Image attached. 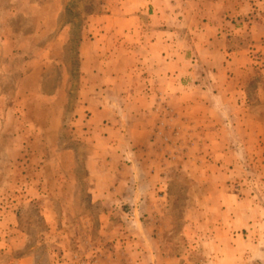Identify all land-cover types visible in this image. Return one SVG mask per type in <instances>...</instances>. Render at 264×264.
<instances>
[{
    "label": "rangeland",
    "instance_id": "1",
    "mask_svg": "<svg viewBox=\"0 0 264 264\" xmlns=\"http://www.w3.org/2000/svg\"><path fill=\"white\" fill-rule=\"evenodd\" d=\"M39 1L52 4L37 21L53 28L59 2ZM63 4L66 44L52 36L14 42V54L34 55L47 44L48 66L37 56L26 73L38 74L23 85L18 67L0 76V264H264V0L220 24L175 17L164 26L177 32L172 53L110 49L100 57L104 67H155L170 58L188 72L174 75L169 101L115 105L109 114L118 119L102 124L79 97L78 45L89 16L110 6ZM205 12L212 20L210 5ZM25 22L17 19L14 31L31 34ZM218 26L228 36L217 35L215 49L222 43L235 52V66L210 67L205 51L189 50L191 32ZM126 75L112 91L129 84L141 92L146 75ZM116 122L123 125L113 137L106 127ZM129 123L134 145L126 140Z\"/></svg>",
    "mask_w": 264,
    "mask_h": 264
},
{
    "label": "crops",
    "instance_id": "2",
    "mask_svg": "<svg viewBox=\"0 0 264 264\" xmlns=\"http://www.w3.org/2000/svg\"><path fill=\"white\" fill-rule=\"evenodd\" d=\"M54 1L52 0L53 3ZM56 1L59 2L60 6L56 15L51 20V25H54L53 28H48L46 21H37L38 15L43 14V12L46 13V9L52 4L50 2L44 4L39 3V0H18L15 2L14 0H3L0 2V9H2L0 11V26L2 27L0 32V76L2 79L9 78L15 73L14 67H18V71H23L24 77L21 80L23 85L24 82L37 73L35 69L29 71L28 74L26 73L28 67H35L33 63L37 56H39L40 62H42L43 58L42 67L48 66L46 64L48 62L47 56H49L47 44L40 47V49L38 48V53L35 51L34 55L32 49L27 53L22 51L24 53L14 54L15 41L22 43L25 40H35L39 44L41 40L48 36H52L51 38L58 40H66L64 44L69 41L71 26L67 21L63 22L64 0ZM105 2L110 6L111 10L109 9L98 16H89L87 25L82 31V41L78 45V55L80 57L79 72L85 81L83 90L79 92V97L81 98V103L88 105L87 109H89L91 116L95 118L93 122L98 124H102L104 121L111 122L110 118L114 119V121L117 120L118 117L115 114H109V112L113 110L115 105L121 103L153 105L169 101L176 86L174 75L177 74V71L180 73L188 72V67L187 69L185 67H175V63L169 61L170 58L166 65L160 66L157 64L155 67H133V69L132 67H128L124 69V67H109V64H106L104 67L106 62L103 58H101V61L100 57L109 54L110 49L118 46L120 54L125 55H129L133 50H147L148 48L150 50L162 48L164 52L167 50V52L172 53L171 51L175 47L173 40L177 32L169 30L165 32L164 26L166 24L174 25L170 22H175V17L178 19V17H181L186 12L197 23L208 25L211 23L220 24L225 22L227 17L241 15L249 3L259 2V0H210V3L208 0H105ZM207 5L211 6L210 15L212 20L206 18L205 9ZM229 11H232V13L229 14ZM17 19L24 20L27 25L32 26V33L26 35L23 32L14 31L13 24ZM149 20L152 22L150 28L148 25ZM181 23L183 24L182 21H179V24ZM191 33L192 35L187 39L189 50L192 51L194 49L198 53L202 50L205 51L208 55L207 57H209L208 63L210 67H232L237 64L235 60L236 53L227 51L222 43L218 51L215 49L217 35L219 36L217 38L219 41L227 38L228 33L225 29L218 26L216 29H207L205 31L204 28H200L198 32ZM112 44L113 46H111ZM90 48L94 49L91 53L88 50ZM87 50L88 54H86ZM224 54L229 57L228 60H226ZM30 55L35 58L31 59ZM91 55L94 56L92 66L87 68V60ZM15 57L21 61V66L11 64ZM26 57H29V59H26ZM217 59L218 65H216ZM122 70L123 72H121ZM133 71L146 75H143L144 78L141 79V92L135 93L127 90V87H130L129 84H125L124 92L112 91L111 86H118L117 82H122L127 76L126 74ZM123 75L126 76L122 77ZM179 76L184 78L185 75L179 74ZM141 110L145 111L147 108H142ZM142 114L144 115L145 113L143 112ZM134 118L135 115L129 116L127 120L132 121ZM122 125L116 122L115 124H108L106 128L109 133H114L113 137H115V127H122ZM133 126V124L129 123L127 124V128H124L126 140L127 142H131L132 145L134 143L131 137L135 130ZM144 129L145 131L149 129V132H151V129L147 128V125H144ZM99 140L103 142L104 147L110 139L100 136ZM112 146L114 145H110L109 148ZM113 187L114 185L106 187L105 190Z\"/></svg>",
    "mask_w": 264,
    "mask_h": 264
},
{
    "label": "trees",
    "instance_id": "3",
    "mask_svg": "<svg viewBox=\"0 0 264 264\" xmlns=\"http://www.w3.org/2000/svg\"><path fill=\"white\" fill-rule=\"evenodd\" d=\"M68 12V11H67ZM78 41H77V43H79V41H80V37H78V39H77Z\"/></svg>",
    "mask_w": 264,
    "mask_h": 264
}]
</instances>
